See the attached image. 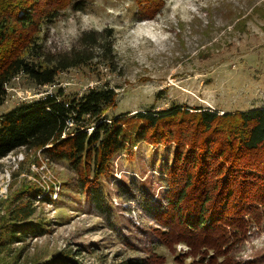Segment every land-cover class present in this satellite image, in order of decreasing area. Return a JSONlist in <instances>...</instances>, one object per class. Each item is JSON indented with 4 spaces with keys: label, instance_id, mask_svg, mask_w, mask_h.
I'll return each instance as SVG.
<instances>
[{
    "label": "rangeland",
    "instance_id": "obj_1",
    "mask_svg": "<svg viewBox=\"0 0 264 264\" xmlns=\"http://www.w3.org/2000/svg\"><path fill=\"white\" fill-rule=\"evenodd\" d=\"M80 1L83 11H66L46 29L45 47L68 52L82 33L113 29L114 70L73 69L45 87L16 79L7 88L0 117L59 89L81 95L105 87L118 93L110 118L172 106L221 114L264 109V0H167L153 20L140 18L133 0ZM133 151L115 159L102 183L109 200L103 215L80 192L66 163H49L41 152L27 149L1 159L0 213L2 203L23 185H43L48 196L35 198L36 219L49 222V228L28 235L0 264H158L150 260L154 254L165 264H180L150 232L155 223L151 212L165 203L163 171L172 164L174 147L141 143ZM184 251L178 247L180 257ZM235 257L264 264V224Z\"/></svg>",
    "mask_w": 264,
    "mask_h": 264
},
{
    "label": "trees",
    "instance_id": "obj_2",
    "mask_svg": "<svg viewBox=\"0 0 264 264\" xmlns=\"http://www.w3.org/2000/svg\"><path fill=\"white\" fill-rule=\"evenodd\" d=\"M133 2L140 18L153 20L167 0ZM84 9L80 0H0V107L8 86L21 77L45 87L73 69L114 70L113 29L82 33L68 52L45 47L47 28L66 11ZM117 102L116 90L105 87L81 95L59 89L22 103L0 117V160L27 149L41 152L49 163H66L80 192L103 215L109 200L102 183L112 174L115 159L133 155L141 143L172 146V164L163 171L165 203L151 212L155 223L150 232L157 246L180 264H186L182 259L252 264L237 259L235 252L264 224V109L221 114L172 106L110 118ZM34 162L41 166L39 159ZM46 190L23 185L13 201L2 203L0 258L28 235L48 231L49 222L36 219L35 199L47 198ZM179 246L185 249L183 257ZM150 260L166 263L158 254Z\"/></svg>",
    "mask_w": 264,
    "mask_h": 264
}]
</instances>
